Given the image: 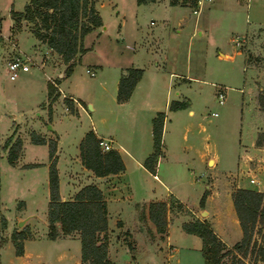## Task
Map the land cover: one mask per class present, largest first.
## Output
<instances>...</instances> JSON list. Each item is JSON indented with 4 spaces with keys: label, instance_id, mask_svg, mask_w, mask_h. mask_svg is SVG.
Here are the masks:
<instances>
[{
    "label": "rangeland",
    "instance_id": "1",
    "mask_svg": "<svg viewBox=\"0 0 264 264\" xmlns=\"http://www.w3.org/2000/svg\"><path fill=\"white\" fill-rule=\"evenodd\" d=\"M25 1L0 0L1 29L4 33L7 31L6 37L0 38V114L6 116L4 120L0 119V145L8 137L11 143L20 135V140L22 137L26 142L21 160L46 162L48 148L31 149L28 145L29 130L47 117L42 109L45 98L42 70L33 64L27 71L19 72L15 79L10 80L6 69L7 61L13 57L9 54L14 52L16 45L29 54L31 59L34 57L33 52L45 51V47H37V40L32 34L31 30L35 29L36 24L28 22L26 27L29 31L21 25V21L13 22L10 17V8L22 10ZM190 1L177 0L179 5L169 8L168 0H159L154 5L143 6L139 12L134 8L135 0H119L117 6L107 4L102 7L104 23L101 29L86 36L85 46H91L92 51L76 66L71 81L75 90L81 91L84 97L89 94L94 96L97 105V110L92 113L94 120L99 121L107 115V119L113 122L119 110L112 107V113L108 114L100 111V108L105 111L107 104L97 98L101 87L96 82L98 71L93 69L94 66L86 64L98 62L103 69L104 88L111 91L113 85L109 79L113 71L110 65L120 56L121 62H128L126 57L130 45L128 48L125 45L136 39L135 25L139 28L140 42L160 56L164 55L168 70L189 74L193 81L190 82L188 92L195 114L191 116L183 111L180 121L190 131L193 125L197 129L196 135H189L184 142L185 155L191 162L188 180L193 181L194 186L189 190L183 189L189 198L188 206L172 196L164 201L166 223L177 214L193 210V216L207 220L226 244L228 250L221 257L220 264H235L238 259L245 264H264V257L257 253L264 235L263 221H256L252 228L249 243L244 248L247 249L245 253L233 248L234 243L241 239L242 230L232 204V193L237 188H249L264 194V0H219V5L209 6L208 9L213 7L212 12L203 9L198 16L192 12ZM122 12L125 14L123 24ZM195 17L199 21L196 25ZM37 22L39 25L40 21ZM8 30L14 35L8 33ZM141 52L142 49L138 54ZM219 53L233 54V57L221 58ZM65 69L66 64L61 76L69 75L65 74ZM90 71H94L95 76ZM56 81L52 79V85L57 86ZM219 88L223 89L224 94L222 104L216 100ZM52 93L56 95L55 90ZM18 110H22V116H8L9 113L18 114ZM57 111L63 113V107L60 106ZM58 122L61 134L59 155L63 159L67 154L72 155L77 151L76 144L83 135V127L87 125L88 118L84 115L78 118L73 113L64 112ZM49 124L47 122L44 126L48 127ZM14 131L19 135L13 137ZM258 135H262L259 145L256 144ZM8 147L9 143L5 149H0V212L7 218L8 224L0 230V236L6 240L3 247L0 246V264H76L79 250L75 242L65 246L64 243L52 242L47 236V178L39 173L33 177L29 174L33 171L9 165L17 158L13 163L8 162ZM209 156L214 159L213 164L212 161L207 162ZM63 186H66L64 182ZM200 188L201 191L203 188L202 193ZM203 194L204 197H211L207 204L204 198L200 200ZM191 203L198 205L192 206ZM201 209L206 212L199 213ZM32 214L35 216L28 221ZM18 215L26 218L21 226L15 220ZM142 220V225L147 228L146 219ZM23 226L27 227L28 233L21 240L22 254H16L11 234ZM174 227H171L172 235L176 234ZM106 233L108 247L109 232L106 230ZM70 234H76L79 238L77 231ZM122 234L125 244L112 253V264H134L127 247L129 245L132 249L133 240L129 233ZM133 238L140 244L142 258L147 259L149 247L144 244V234H137ZM24 239L26 241L23 245ZM157 243L159 247L153 264H204L200 251L201 240L197 235H189L183 240L174 238L172 246L181 249L169 252L170 256L167 252L172 250L170 245L165 244V239L158 238ZM85 264L90 263L87 261Z\"/></svg>",
    "mask_w": 264,
    "mask_h": 264
},
{
    "label": "crops",
    "instance_id": "2",
    "mask_svg": "<svg viewBox=\"0 0 264 264\" xmlns=\"http://www.w3.org/2000/svg\"><path fill=\"white\" fill-rule=\"evenodd\" d=\"M214 1L215 0H212L211 2H203L197 11L192 9V12L197 16L203 9L212 12L213 7L212 9H208L209 6H216L221 2L219 0ZM157 2H159V0L141 4L136 3L134 8L137 12H139L143 6H151ZM118 3L119 0H94V6L100 15L102 24L104 23V19L101 8L107 4L117 6ZM168 4L169 8H175L179 5L170 4L169 0ZM11 9L13 8H10V10ZM1 19L2 18L0 16V38L1 36L6 37L7 32L6 31L4 33L1 29ZM11 19L13 22H16L12 17ZM124 19L125 14L122 12L121 24L124 23ZM20 21L21 25H23L24 28H27L26 24L28 22L24 20ZM198 22L197 17H195V25ZM101 25L94 27L92 30L84 34L82 37V45L85 50L77 57L72 71L67 76H64V74L63 76L60 75L63 67L65 66L60 58V55L48 47L46 43L38 40L34 35V38L37 40V47H45V51L43 53H41L40 50L33 52L34 57L31 59L29 54L16 45L14 52H11L12 54L7 53V58L9 55H19L20 57L27 59L30 66L34 64L42 70V82H44L45 87V98L43 101L44 106L42 109L46 112L47 117L46 119L42 118L38 122L37 126L29 131H35L46 140L50 138L54 139L56 142L55 165L58 175V193L60 198L64 200L72 199L75 193L85 184L96 185L101 190L103 198L106 202V224L107 232H109L107 255L110 260V264H112V253L117 250V247L125 244L122 240L124 236L122 232L129 233L130 239L133 240L131 244L132 249L128 248L131 253V261H133L134 264H153L152 261L156 262L154 258L157 255L156 251L159 247L157 243L158 238L165 239V244H167V246L170 245L169 248L171 247L170 250L172 251L167 252L170 256L171 254L169 252L172 253L173 251L181 249L179 246H172L174 238L175 240L178 238L183 240L188 238L189 235H195L185 232L181 228V223L183 221L193 219L195 216V211L193 210H189V212L184 214H177L172 220L167 218L168 222L166 223L164 232H158L156 230L154 223L150 220L148 214V203L150 201H167V198L170 196L181 204L186 206L189 204V198L186 196L183 189L186 188L189 190V188H192L194 185L192 183L193 181L191 182L188 180L191 173V162L185 155L184 142L189 135H196L197 129L195 125H193V128L190 131V128L180 121V116L183 111L191 116L195 114V108L191 105L192 101L188 92L190 82L193 80L186 72H176L173 69L168 70L164 60V55L160 56L157 52H155V50H152L151 47H145L143 42H140V39H138L139 28L135 25L136 39L133 40V43L125 45L127 48L128 45H130V50L127 51L126 57L128 62H121L120 56L119 58L116 57V62H113L112 65H110L114 74L113 75L111 73L112 76L109 79L110 84L113 85V87H111V91L104 88L105 78L103 69L98 62L92 61L86 64L94 66L93 69L98 71L96 82L101 85V87L99 89L100 96L97 98L100 101H105L107 104V109L103 111L102 108H100V111L108 114L112 113V107L119 110V115L113 119V122H111L110 119H107V115L101 117L99 121L94 120L92 118V113L97 110V105L94 102V96L89 94V96L84 97L81 91H76L74 83L71 81V76H74V70L76 66L81 63L83 57L92 51L91 46H85L84 40L86 36L95 30L101 29ZM195 27L197 28V26ZM8 33L13 34L9 30ZM198 33L201 32L198 31ZM141 49L142 52L139 55L138 53ZM219 54L221 58H227L229 56L233 57V54ZM129 68L139 69L140 75L132 86L129 95L124 99H118V82L121 75L127 74V69ZM90 73L92 76H95L96 74L94 71H90ZM54 78L57 79V86L53 85L56 88V96L51 101L50 112H48L46 84L48 81L51 83ZM70 97L74 98L75 101H72ZM65 99H68L69 103H66ZM173 101L184 102L186 103V106L182 108H171ZM35 103H37V101ZM60 106L63 107V113H58L57 111ZM59 111L62 112V110ZM159 111L163 112L160 138L162 151L155 159L154 172H151L143 165V162L145 158L153 152L152 118ZM64 112H67L68 114L73 113L78 118L84 115L88 118V123L83 127V135L79 138L76 144L77 151L72 155L67 154L62 159L59 155L61 134L60 124L58 121L60 116L64 115ZM17 113L18 114L9 113L8 116L16 118L17 116L23 115L22 110H18ZM5 118L6 116L0 114V119L4 120ZM46 121L50 123V128L44 126L47 123ZM88 130H92L99 139L107 141L110 148H114L119 152L124 163V168L122 170L116 173H108L106 175H96L91 169L82 164L80 159L79 143L85 132ZM18 135L19 134L16 132L13 133V137ZM21 139L22 145L18 157L13 164L9 165L12 167H18L22 170L33 171L29 173L32 174L33 177L36 173L42 174L45 179L47 178L48 183V155L46 162H38L35 160L22 161V150L26 142L22 137ZM28 145L31 149L48 148L47 143H32L29 136ZM206 160L208 163L209 161H212V164L214 163V159L210 156L207 157ZM63 182L66 186H63ZM184 184H187V186ZM203 186L205 185L203 184ZM202 192L203 188L200 193ZM210 199L211 197L205 196V203L207 204ZM191 205L196 206L198 203H191ZM201 210H199V213ZM143 211L145 217L143 216ZM30 216L31 217L28 218V221L35 215L32 214ZM22 217L23 215H18L15 217V220L17 221ZM142 219H146L145 224L148 230L142 225ZM11 221L13 220L11 219ZM11 221H9V223ZM173 225L175 226L174 228L176 229V234L172 235L171 227ZM142 233L144 234L146 241L144 244L149 247L147 259L142 258V250L139 249L140 244L133 238V236ZM26 239L23 240V245ZM51 240L54 243H64L65 246L68 244L71 245L72 242H75V246L79 250V259L77 257L76 264H82L80 259V241L76 234H66Z\"/></svg>",
    "mask_w": 264,
    "mask_h": 264
},
{
    "label": "trees",
    "instance_id": "3",
    "mask_svg": "<svg viewBox=\"0 0 264 264\" xmlns=\"http://www.w3.org/2000/svg\"><path fill=\"white\" fill-rule=\"evenodd\" d=\"M155 0H136L137 4ZM177 0H170V4H177ZM195 7V0L190 1ZM10 16L17 22L24 20L36 24L32 34L45 42L48 47L57 52L64 64L65 74H69L74 66L73 59L85 50L82 45L84 34L102 24L94 0H26L22 10H10ZM85 18V20H80ZM37 20L40 21L38 25ZM78 29V31H77ZM76 57V58H77ZM140 75L139 69L129 68L126 75H121L118 82L117 98L124 99ZM47 88V107L50 112V103L55 98L52 92L56 89L49 81ZM66 103L68 99H65ZM186 103L173 101L171 108L185 107ZM163 112L159 111L152 118L153 152L148 155L143 165L154 172L155 159L161 150V129ZM32 143H47L48 145V210H47V236L51 239L60 235L77 231L80 240L81 263L110 264L107 255V222L106 202L101 190L94 184H85L72 199H61L58 193V175L56 169V142L54 139H45L39 133L31 131ZM262 135H258L256 144L259 145ZM99 138L92 130L85 132L79 143L80 159L82 164L91 169L96 175L116 173L124 168L119 152L114 148L101 149ZM7 148V160L13 163L17 158L22 141L17 137L10 143L8 137L0 149ZM264 144V137H263ZM204 198V194L200 200ZM232 204L239 225L242 230L241 239L234 243L233 248L242 253L247 249L250 233L256 221L264 222V194L249 188H237L232 193ZM166 203L163 200L148 203L149 218L158 232H164L166 226ZM7 218L0 212V230L6 228ZM181 228L188 233L197 235L201 240L200 251L204 264H220L221 257L228 250L226 244L216 235L205 219L194 218L181 223ZM27 227L19 231L14 230L11 239L16 254H22V239L27 236ZM0 236V246L5 242ZM128 248L131 247L128 245ZM243 248V250H241ZM257 253L264 257V235L257 247ZM235 264H245L241 259Z\"/></svg>",
    "mask_w": 264,
    "mask_h": 264
},
{
    "label": "built area",
    "instance_id": "4",
    "mask_svg": "<svg viewBox=\"0 0 264 264\" xmlns=\"http://www.w3.org/2000/svg\"><path fill=\"white\" fill-rule=\"evenodd\" d=\"M211 1L212 0H195L197 7L196 6L193 7V10L197 11L203 2H211ZM29 66H30V64L28 63L27 59L22 58L19 55H15V56L11 57L7 61V70H8L9 78L12 80L15 79L19 72L27 71ZM222 90H223L222 88H219L217 90V93H216V100L220 104L223 103V99H224V94H223ZM71 99H73L75 101L74 98H71ZM212 114L216 115L215 112H213ZM99 145H100L101 149H103V150H107L110 148L109 143L103 139L99 140ZM160 150H161V148H160ZM158 156H159V154H158Z\"/></svg>",
    "mask_w": 264,
    "mask_h": 264
},
{
    "label": "water",
    "instance_id": "5",
    "mask_svg": "<svg viewBox=\"0 0 264 264\" xmlns=\"http://www.w3.org/2000/svg\"><path fill=\"white\" fill-rule=\"evenodd\" d=\"M48 128H50V125H48ZM204 212H206L204 209L201 210V213H204ZM25 220H26L25 217L22 218V219H19V220L17 221V225H18V226H21V225L25 222Z\"/></svg>",
    "mask_w": 264,
    "mask_h": 264
}]
</instances>
